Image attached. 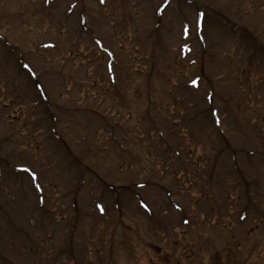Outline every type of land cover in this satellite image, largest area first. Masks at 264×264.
Wrapping results in <instances>:
<instances>
[{
  "label": "rangeland",
  "instance_id": "374dc122",
  "mask_svg": "<svg viewBox=\"0 0 264 264\" xmlns=\"http://www.w3.org/2000/svg\"><path fill=\"white\" fill-rule=\"evenodd\" d=\"M260 234L264 0H0V264H264Z\"/></svg>",
  "mask_w": 264,
  "mask_h": 264
}]
</instances>
